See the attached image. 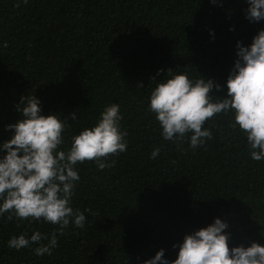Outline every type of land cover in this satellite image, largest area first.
I'll return each instance as SVG.
<instances>
[{
  "label": "trees",
  "instance_id": "trees-1",
  "mask_svg": "<svg viewBox=\"0 0 264 264\" xmlns=\"http://www.w3.org/2000/svg\"><path fill=\"white\" fill-rule=\"evenodd\" d=\"M246 8L245 0H0V142L22 118V95L67 121L62 149L111 103L127 132L110 166H75L71 205L84 212V227L70 223L50 255H36V244L15 250L8 239L58 226L0 215V264H141L161 248L173 260L172 245L216 217L228 224L230 249L264 243V160L251 159L231 114L206 120L212 137L192 148L188 135L164 140L148 108L156 82L178 72L210 77L222 86L214 94H226L236 42L248 45L264 28Z\"/></svg>",
  "mask_w": 264,
  "mask_h": 264
},
{
  "label": "clouds",
  "instance_id": "clouds-1",
  "mask_svg": "<svg viewBox=\"0 0 264 264\" xmlns=\"http://www.w3.org/2000/svg\"><path fill=\"white\" fill-rule=\"evenodd\" d=\"M245 2V17L250 23L264 20V0ZM2 46L6 47V42ZM235 48L236 59L224 82L223 97L213 92L222 86L202 75L191 79L187 73L178 72L156 82L148 97V108L164 140L181 141L188 135L192 148L202 146L212 137V132L202 127L204 122L215 114L230 113L231 127L246 136L251 159L264 160V28L256 32L251 43L237 41ZM17 111L22 118L5 126L12 134L0 142V152L4 153L0 155V215L9 213L8 219L15 216L57 225L47 236L40 231L30 236L21 232L7 241L8 247L15 250L36 244V255H50L57 246L58 233L63 234L70 223L77 228L85 224L84 212L71 205L75 182L79 180L75 166L86 160L93 161L99 169L110 166L105 159L109 154L126 151L127 132L120 127L119 105L111 103L92 126L73 134L70 146L62 149L66 120L51 112L44 115L34 95H22ZM75 118L72 111L71 119ZM159 151L154 148L150 158L157 157ZM227 227L226 221L216 217L172 245L177 249L175 259H167L161 248L141 264H264V243L252 241L247 247L230 249L229 234L224 231ZM45 240L47 243H42Z\"/></svg>",
  "mask_w": 264,
  "mask_h": 264
}]
</instances>
